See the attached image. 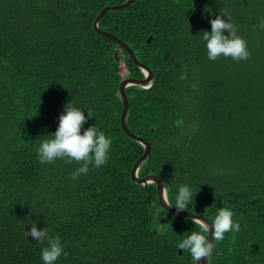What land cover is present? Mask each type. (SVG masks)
<instances>
[{
    "label": "trees",
    "instance_id": "1",
    "mask_svg": "<svg viewBox=\"0 0 264 264\" xmlns=\"http://www.w3.org/2000/svg\"><path fill=\"white\" fill-rule=\"evenodd\" d=\"M122 1L0 0V264H43L47 242L24 236L33 222L60 237L67 255L55 264H196L178 243L198 227L130 175L143 146L122 129L117 87L143 72L93 27L104 5ZM221 12L250 59H208L202 34L217 15L227 19ZM261 21L264 0H132L98 21L153 73L148 87L125 88L128 126L151 147L138 175H160L173 206L187 185L189 210L212 221L228 208L240 225L215 242L209 264H264ZM67 103L91 111L84 128L112 139L107 163L75 180L80 163L37 156Z\"/></svg>",
    "mask_w": 264,
    "mask_h": 264
},
{
    "label": "clouds",
    "instance_id": "2",
    "mask_svg": "<svg viewBox=\"0 0 264 264\" xmlns=\"http://www.w3.org/2000/svg\"><path fill=\"white\" fill-rule=\"evenodd\" d=\"M227 19H222L217 15L210 20L211 31H203L202 39L206 42L207 56L211 61H216L221 56L230 57L234 61L248 60L251 53L248 49L247 41L240 37L238 26L235 25L230 14L221 12ZM264 29V21L258 25ZM225 30L227 35L224 34ZM186 75L182 74L181 79ZM92 117L91 111L85 116L81 108L67 103L63 112L59 115L57 129L52 133V138L40 143L37 149V156L41 164H50L57 159H66V163L76 161L81 166L73 171L72 179H78L80 175L87 174L89 165L93 164L99 168L108 161L109 149L112 139L107 137L103 131H98L96 127L84 128L88 118ZM196 192L193 193L187 185L179 187L176 196L175 209L177 213L186 210L190 202H193ZM164 203L170 208L172 203L166 198ZM234 213L228 208H220L218 214L209 222L207 219L193 216L192 223L198 227V231L191 233L178 243V249L187 250L195 261L206 260L211 257L215 242L222 241L224 235L229 231H239L240 225L234 222ZM212 240L210 241L209 236ZM24 236L31 237L38 242H47V246L41 249V259L43 264H55L64 252L60 237L50 236L47 227L37 228L33 222L29 229L25 230Z\"/></svg>",
    "mask_w": 264,
    "mask_h": 264
},
{
    "label": "water",
    "instance_id": "3",
    "mask_svg": "<svg viewBox=\"0 0 264 264\" xmlns=\"http://www.w3.org/2000/svg\"><path fill=\"white\" fill-rule=\"evenodd\" d=\"M131 2H132V0H124L118 4L104 5L98 11V13H97V15L93 21L94 29L99 34H102L106 37L113 39L122 49H124L130 55V57L133 60V62L135 63V65L143 72L142 78H136V77H132V76L124 77L121 81H119L118 87H117V93H118L119 98L122 102V109L120 112V123H121L122 129L131 139L139 142L143 146V153L135 160V162L132 165V168L130 171L131 178L135 182L140 183V184H146L149 182L154 183L156 185V188H157V197H158V202H159L160 206L165 208L170 213L183 215V216H186L190 219H192L193 216H197V217H200L201 219H207L209 222H211L208 217L201 215V214H198L196 212H193L189 209H186V210H183V211H180L179 213H177L174 206L169 208L164 203V200H163L165 198L167 199V195H166V188H165L164 180L160 175L155 174V173H149V174H146L143 176L138 175V169L141 166V164L149 156L151 147H150V143L147 140H145L142 136L132 132L128 126L127 113H128L129 105H128V98L126 95L125 88L129 85H138L141 87H148L152 83L153 73L146 64L142 63L138 59L135 52L132 50V48L124 40L120 39L114 33L110 32L108 30L102 29L98 26V21L100 20V18L103 16V14L107 10H120V9L127 7ZM150 39H151V35L148 36L147 42ZM209 239H210V241L212 240L211 235L209 236ZM179 252H181V249H179ZM196 264H209V263H208V259L206 260V258H205V259L199 260L198 262L196 261Z\"/></svg>",
    "mask_w": 264,
    "mask_h": 264
}]
</instances>
